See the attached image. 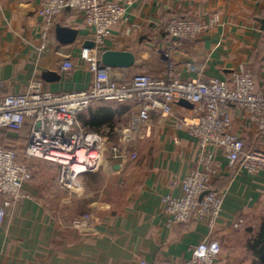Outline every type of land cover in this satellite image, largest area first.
<instances>
[{"label": "crops", "instance_id": "obj_1", "mask_svg": "<svg viewBox=\"0 0 264 264\" xmlns=\"http://www.w3.org/2000/svg\"><path fill=\"white\" fill-rule=\"evenodd\" d=\"M113 1L131 2L127 22L113 27L106 43L107 50L135 54L130 77L137 73L164 76L170 65L165 51L176 43L171 63L183 78L195 76L186 67L191 62L204 64L206 76L221 79H228L245 64L258 89L264 91V32L259 22L264 17V0ZM41 4L42 0H0V95L25 92L35 78L42 80L45 71L61 76L54 83L42 80L46 91H80L93 83L90 64L82 53L84 43L95 36L84 14L66 12L58 17L56 26L79 31L74 43L61 44L55 27L48 49L40 52ZM213 14H219L221 25L195 40L169 41L163 31L175 16L208 19ZM132 25L138 27L128 33ZM65 60L74 64L69 77L62 71ZM132 105L99 103L79 118L89 131L117 143L129 126ZM193 107L178 104L175 109L192 116ZM231 117L233 132L251 149L260 138L257 128L237 108ZM28 135V129L0 133V142L23 148ZM198 152V140L187 129H178L172 118L153 115L151 134L131 146L128 160L112 170L84 175L78 194L60 186L57 165L30 160L33 180L24 189V199L0 225V264L182 263L208 238L220 243L223 264H264V250L256 244L264 226V173L254 176L230 166L219 149L215 150V187L225 198L215 229L194 220L166 226L162 198L181 195L183 180L197 167ZM87 214L93 218L92 231L72 227L74 219ZM237 222H241L238 228Z\"/></svg>", "mask_w": 264, "mask_h": 264}, {"label": "built area", "instance_id": "obj_2", "mask_svg": "<svg viewBox=\"0 0 264 264\" xmlns=\"http://www.w3.org/2000/svg\"><path fill=\"white\" fill-rule=\"evenodd\" d=\"M130 4L113 0H42L39 15L43 19V43L39 51L48 49L59 16L66 12L83 13L86 26L94 32L95 47L85 49L82 58L89 62L94 80L84 90L53 92L44 90L42 80L35 78L25 92L0 95L1 134L20 132L27 122L31 124L24 153L0 142V225L9 210L24 199V189L33 180L30 160L57 165L60 186L70 194H78L84 175L112 170L128 160L131 146L151 134L153 115L164 120L172 118L178 129H187L199 143L197 167L183 180L181 195L162 198L167 227L194 220L215 229L225 198L215 187L216 149L230 166L254 176L264 173V91L258 89L252 70L245 64H240L228 79H221L206 76L202 63H187L188 71L195 76L186 79L171 63L176 43L165 51L170 65L164 76L137 73L130 77V69L107 68L102 64L101 56L107 50L112 29L127 22ZM220 25L219 14L208 19L175 16L163 31L169 41L195 40ZM137 27L132 25L128 33ZM62 71L69 77L74 71L72 61L65 60ZM181 100L193 104L192 116H184L175 109ZM104 102L133 104L129 126L121 132L117 143H109L102 133L89 131L79 118ZM234 108L244 112L258 130L260 138L251 149L232 130ZM92 220L89 214L77 217L72 227L92 231ZM220 256V243L208 238L193 248L189 260L182 263L166 260L162 264H223ZM140 264L148 263L142 260Z\"/></svg>", "mask_w": 264, "mask_h": 264}, {"label": "water", "instance_id": "obj_3", "mask_svg": "<svg viewBox=\"0 0 264 264\" xmlns=\"http://www.w3.org/2000/svg\"><path fill=\"white\" fill-rule=\"evenodd\" d=\"M261 30L264 32V17L259 20ZM79 31L62 25H57L55 28V35L57 40L63 44L68 45L76 41ZM174 40H181L180 38H174ZM85 49H94L95 43L93 41H86L84 43ZM102 64L107 68H124L131 69L136 64V56L130 51H117L106 50L101 56ZM42 80L48 83H54L61 79L58 72L45 71L41 76ZM180 105L186 107H192V104L186 100H181Z\"/></svg>", "mask_w": 264, "mask_h": 264}, {"label": "trees", "instance_id": "obj_4", "mask_svg": "<svg viewBox=\"0 0 264 264\" xmlns=\"http://www.w3.org/2000/svg\"><path fill=\"white\" fill-rule=\"evenodd\" d=\"M167 36V35H166ZM168 37V36H167ZM106 112V111H105ZM28 129V132H29V134H30V130H31V124H30V122H27L26 123V125L24 126V128H23V130L22 131H25V130H27ZM29 136V135H28ZM19 151L21 152V153H24V151H25V147H23V148H19ZM230 179H231V177H230ZM259 239L256 241V244H257V246L258 247H262V249L264 250V226H263V229L261 230V232L259 233V237H258Z\"/></svg>", "mask_w": 264, "mask_h": 264}, {"label": "rangeland", "instance_id": "obj_5", "mask_svg": "<svg viewBox=\"0 0 264 264\" xmlns=\"http://www.w3.org/2000/svg\"><path fill=\"white\" fill-rule=\"evenodd\" d=\"M42 162V161H41ZM38 164V163H37ZM37 168V167H36ZM41 167H38L37 169L39 170ZM52 171V170H51ZM32 172H33V170H32ZM48 178H53V177H48Z\"/></svg>", "mask_w": 264, "mask_h": 264}]
</instances>
